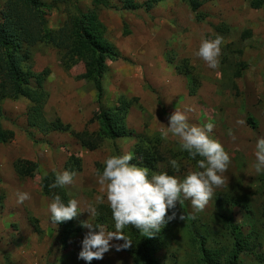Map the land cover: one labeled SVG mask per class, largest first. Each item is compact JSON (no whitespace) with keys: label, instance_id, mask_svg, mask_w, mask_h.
<instances>
[{"label":"rangeland","instance_id":"rangeland-1","mask_svg":"<svg viewBox=\"0 0 264 264\" xmlns=\"http://www.w3.org/2000/svg\"><path fill=\"white\" fill-rule=\"evenodd\" d=\"M43 1L57 7L49 18L52 29L60 28L69 14L94 9L92 0ZM146 1L136 0L139 4ZM255 1L264 0H210L202 5L199 15L183 0H162L150 13L123 10L120 0H111L115 9L97 8L105 36L120 55L116 61L107 62L101 97L91 82L81 79L85 73L82 62L67 68L59 50L42 43L29 49L27 66L38 74L49 71L47 116L59 117L75 132L97 131V122L91 121L101 110L114 109L121 96L139 98L128 127L136 135L159 142L165 163L158 165L157 173L183 179L188 172L199 170L194 160L181 157L179 138L163 134L167 117L174 110L184 113L190 124H214L211 136L230 156L224 183L214 188L202 211H196L190 199H181L166 212V219L173 211L177 215L156 232L159 242L154 254L158 264H229L235 252L234 232L245 243L238 264H264V172L258 174L253 167L256 140L264 136V4L254 9ZM216 35L223 39L218 67L211 69L194 52L202 38L214 39ZM154 64L160 70L153 71ZM185 65L198 79L195 96L189 94L192 78L179 72ZM237 72L241 78L236 77ZM138 73L142 82L133 81ZM152 78H157L162 88L152 89ZM143 89L154 98L142 99ZM28 107L24 98L3 103L2 125L15 132V139L0 145V188L4 192L0 202V264H88L78 258L88 231L81 222L96 223V217L87 211L89 203L96 208L109 206L96 172L103 170L107 156L116 155V147L121 155L134 157L136 140H117L116 146L106 141L100 149L88 151L68 133L43 136L29 130ZM72 155L80 159L81 170L65 188L79 201L81 213L73 218L75 231L66 237L63 227L50 219V198L43 195L41 183L44 173L67 170ZM172 159L177 161L176 167L169 163ZM18 160L37 163L36 176L20 179L15 171ZM17 191L29 192L31 199L17 203ZM110 243L124 241L114 239ZM90 264H132V257L126 248H112L102 260Z\"/></svg>","mask_w":264,"mask_h":264},{"label":"trees","instance_id":"trees-1","mask_svg":"<svg viewBox=\"0 0 264 264\" xmlns=\"http://www.w3.org/2000/svg\"><path fill=\"white\" fill-rule=\"evenodd\" d=\"M0 1V145L11 143L15 139V132L5 129L2 125L5 118L3 103L7 100L17 101L24 98L29 101L26 112L29 130L43 136L68 133L88 151L100 149L106 141H112L115 145L117 140L134 138L136 140L134 157L130 162L147 167L149 175L157 172L158 165L165 163L159 142L149 137L136 135L128 127L127 118L132 108L139 102L137 98L129 99L121 96L114 109L101 110L99 115L91 121V123L97 122L99 126L97 131L75 132L59 117L49 118L46 114V106L50 99V94L46 89L49 71L38 74L27 66L30 59L29 49L37 44L42 43L57 49L63 54L67 68L81 62L85 65V73L81 79L91 82L101 97L103 94L102 81L108 70L107 62L116 61L120 56L116 47L106 38V28L96 14L97 8L115 9L111 5V0H92L94 9L87 13L79 11L69 14L58 29L49 27V18L53 10L57 8L56 6L46 4L43 0ZM59 1L63 3L67 0ZM161 1L149 0L139 4L136 0H120V3L122 9L128 12L145 10L146 13H150ZM183 1L199 15L202 5L210 0ZM263 4L264 1H255L252 8L261 9ZM179 72L192 78L189 94L195 96L198 79L193 75V71L185 65ZM236 77L241 78L240 72H237ZM248 122L254 126L252 118H249ZM30 136L33 138L31 133ZM181 152L182 158L190 159L186 152ZM117 154L120 153L116 147ZM66 168L69 171H80V159L73 155L70 156ZM38 169L37 163L27 160H18L15 164L16 174L22 180L34 178ZM54 175L55 173H50L43 178L41 183L43 195L50 198L54 192L59 194L65 202L72 199L65 187L49 191L48 185L53 182ZM3 199L4 192L0 188V202ZM96 209L98 214L95 224H101L108 230L114 231V221L109 206L101 204ZM32 224L39 230L35 219L32 220ZM58 224L63 227L66 237L75 231L73 219ZM122 232L130 241L126 251L132 257V264H158L154 254L159 242L157 233L149 237L147 233L137 230L132 225L125 226ZM233 235L235 252L229 264H238L245 243L239 234L234 232Z\"/></svg>","mask_w":264,"mask_h":264},{"label":"clouds","instance_id":"clouds-1","mask_svg":"<svg viewBox=\"0 0 264 264\" xmlns=\"http://www.w3.org/2000/svg\"><path fill=\"white\" fill-rule=\"evenodd\" d=\"M222 39L220 35H216L214 39L202 38L194 55L206 62L209 68L216 69ZM213 128L211 121L202 126L190 124L186 115L179 110H174L167 117L163 134L178 137L181 151L186 152L199 169L188 172L183 179L167 172H154L149 175L147 167L130 163L133 160L132 154L107 156L103 162V170H97L96 176L97 183L105 190L115 231L106 232L103 225L90 223L89 220L81 222V227L88 231L81 241L82 248L78 258L90 264L93 260H102L104 254L112 248L116 251L127 248L130 241L121 230L128 225L147 233L149 237L154 235L162 225L176 218L177 213L173 211L166 219V212L175 208L181 199H190L192 207L196 211H202L212 197L214 188L224 183L223 174L230 164L229 154L211 136ZM254 156L255 172H264V136L257 138ZM169 163L173 167L177 166L174 159ZM54 172V180L48 185L50 192L71 185L76 175L75 171L69 170ZM16 199L17 203L23 204L31 199V195L27 191H17ZM96 200L100 201L101 197L97 196ZM78 207L77 199L72 198L65 202L59 194L52 192L47 210L51 221L59 223L77 217L81 213L78 212ZM87 211L92 218L98 214L91 203ZM179 218L183 220L184 216L181 214ZM114 239L123 240L124 243H110Z\"/></svg>","mask_w":264,"mask_h":264},{"label":"crops","instance_id":"crops-1","mask_svg":"<svg viewBox=\"0 0 264 264\" xmlns=\"http://www.w3.org/2000/svg\"><path fill=\"white\" fill-rule=\"evenodd\" d=\"M156 70H160L159 68H157L156 67V65L154 64V67H153V71H156ZM117 76H119V77H121V78H125V79H129V77L128 76H124L123 74H117ZM140 74L138 73L137 74V76H136V78H134L133 79V81H137V82H139V81H141L142 82V79H140ZM152 80H153V82L154 83H152V84H154V87H152V89H155V88H162V85L161 84H158V82H157V78H152ZM143 91V94L145 95H143L142 96V99H145V97L146 98H149V100H150V98H154V94L152 93H150L149 92V90H147V89H143L142 90ZM155 92H158V91H155ZM138 100H139V98H137ZM150 103H153L152 101H150ZM154 104V103H153ZM156 106V105H155ZM133 110H131L130 111V114H131V112H132ZM130 114L128 115V118H127V123H128V121H129V116H130Z\"/></svg>","mask_w":264,"mask_h":264}]
</instances>
